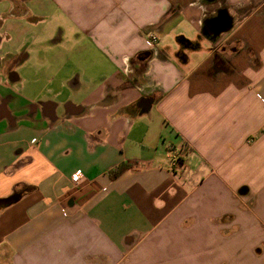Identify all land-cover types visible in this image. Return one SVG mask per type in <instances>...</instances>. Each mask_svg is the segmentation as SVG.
<instances>
[{
  "label": "crops",
  "instance_id": "obj_1",
  "mask_svg": "<svg viewBox=\"0 0 264 264\" xmlns=\"http://www.w3.org/2000/svg\"><path fill=\"white\" fill-rule=\"evenodd\" d=\"M14 195L0 264H264V0H0Z\"/></svg>",
  "mask_w": 264,
  "mask_h": 264
},
{
  "label": "built area",
  "instance_id": "obj_2",
  "mask_svg": "<svg viewBox=\"0 0 264 264\" xmlns=\"http://www.w3.org/2000/svg\"><path fill=\"white\" fill-rule=\"evenodd\" d=\"M148 40L150 43V46L154 47L158 43V37L155 34H149ZM183 166V163L181 161V157L174 153L171 156V168L177 169L181 168ZM83 174L82 173H75L72 175V182L75 185H79L82 182Z\"/></svg>",
  "mask_w": 264,
  "mask_h": 264
},
{
  "label": "water",
  "instance_id": "obj_3",
  "mask_svg": "<svg viewBox=\"0 0 264 264\" xmlns=\"http://www.w3.org/2000/svg\"><path fill=\"white\" fill-rule=\"evenodd\" d=\"M20 198V195H14L12 197H9L7 199L0 200V207H5L13 204Z\"/></svg>",
  "mask_w": 264,
  "mask_h": 264
},
{
  "label": "trees",
  "instance_id": "obj_4",
  "mask_svg": "<svg viewBox=\"0 0 264 264\" xmlns=\"http://www.w3.org/2000/svg\"><path fill=\"white\" fill-rule=\"evenodd\" d=\"M121 171H122V168H118L117 170H115V171L113 172V175H118V174L121 173Z\"/></svg>",
  "mask_w": 264,
  "mask_h": 264
}]
</instances>
